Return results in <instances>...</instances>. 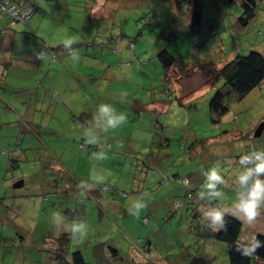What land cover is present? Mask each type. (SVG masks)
<instances>
[{
  "label": "rangeland",
  "instance_id": "rangeland-1",
  "mask_svg": "<svg viewBox=\"0 0 264 264\" xmlns=\"http://www.w3.org/2000/svg\"><path fill=\"white\" fill-rule=\"evenodd\" d=\"M110 1L115 2L113 10L87 19L83 7L98 0H36L35 15L20 29L23 32L19 35L25 39L30 35L51 38L52 43L72 39L73 44H82L75 50L78 55L87 47L89 55H81L75 64L79 69L92 67V72L103 68L108 74L103 104L113 106L114 115L120 117L119 99L130 97L141 114L133 119L125 112V123L108 131L110 134L98 135L101 143L111 142L114 148V138H120L114 134L120 128L131 135L130 139L123 137L125 147L107 150L104 159L101 147L79 148L81 141L90 140L87 134L40 130L37 124L48 126L55 115L53 108L58 113L63 109L60 103L45 101L42 111H35L40 118L32 124L36 131L22 133V154L14 168L1 151L15 142L19 131L7 124V119L2 121L0 264H71V254L78 249L87 252L92 264H187L201 252L213 256L216 264H230L225 243L200 237L199 225L205 221L201 207L196 203L176 206L184 202L186 192L179 176L189 177L191 187L202 191L203 172L218 163L226 183L221 186L223 197L210 201L211 205L239 214L232 207L239 158L253 149L264 150V128L256 135L264 125V82L242 99L232 93L227 98L229 110L223 116L212 113L209 102L223 84L215 70L236 56V50L241 54L252 49L264 53V0H257L258 14L246 28L237 24L242 13L240 0H204L201 29L195 36L188 6L186 14L179 15L173 0ZM38 42L37 38L32 40ZM19 45L17 52L25 57L8 68L0 65V78L6 76L8 96L15 91L17 100L25 98L27 102L28 95L35 96L36 91L43 94V87L35 81L36 73L30 70L35 63L26 54L36 46ZM164 48L183 55L194 69L180 75L175 70L168 73L158 57ZM163 99L169 104L166 113L144 109L148 102L149 107L157 103L162 108ZM0 110L5 111L1 99ZM238 145H244L243 149ZM116 152L120 159L111 154ZM146 160L147 164L141 163ZM49 178L57 179L59 183H53L62 187L54 188L52 183L44 190ZM105 184L115 185L128 197L115 194L117 203L100 206V212L98 203L87 194L109 193L102 190ZM70 188L76 195L70 194ZM138 200H144L147 207L136 217L129 208ZM78 204L89 205L88 210L83 206L79 212ZM70 210L88 225V236L83 240L71 238L61 260L57 254L62 232L57 233L51 224L52 213L60 212L67 223L73 220L67 215ZM257 232L264 233V208L252 224L244 222L242 240L252 239ZM140 239H145L144 245ZM93 246L102 251L99 261L87 251ZM110 246L118 252H112Z\"/></svg>",
  "mask_w": 264,
  "mask_h": 264
},
{
  "label": "trees",
  "instance_id": "trees-1",
  "mask_svg": "<svg viewBox=\"0 0 264 264\" xmlns=\"http://www.w3.org/2000/svg\"><path fill=\"white\" fill-rule=\"evenodd\" d=\"M227 1L233 2L234 0H227ZM173 2L176 6L177 13L179 15H185L186 14L185 9L188 6L187 15H188V18L190 17L192 34L193 36H195V34L199 32L201 29L200 21H201L202 6L204 3V0H173ZM240 2L242 6V13L237 18V24H239L241 28H246L250 24V22L253 19H255V17L258 14V9H259L258 2L257 0H240ZM5 5L7 7H15L17 13L4 10ZM35 11H36L35 5L29 0H0V17L9 18L13 23L27 24L28 21L35 14ZM20 14H29V16L25 20H23L19 17ZM2 43H3V38H1V35H0V50L2 48L1 47ZM64 44L65 42L64 43L49 42V38L47 37L42 39L41 45L39 46L37 50V54L40 57H44V56L47 57L48 64L44 70H41L39 72V77L36 75L35 81L38 82L39 88L43 87L41 89L46 92L45 95L47 96L48 99H46L45 101L47 102V104L49 103L48 100L51 102L55 101L57 103H60L65 108V106H67V104H65V102L67 101L65 92H63L62 90H61V93L59 92V88L57 87L59 85L56 83V81L54 80L53 83L47 82L46 85H49V86L45 85V80L48 81L47 78L52 76L51 65L57 64L58 66H65V69L68 70V73L72 72V69L68 65V61L70 60L69 54L73 52L75 53L76 48H78L79 46L81 47L82 44H72L69 49H66L64 47ZM131 46L132 47L135 46L134 41H132ZM236 53H237L236 56H234L232 59L228 60L227 62L225 61L224 64H221L222 66H219V68L215 70L217 71L218 76H220L223 79V84L222 86L217 88L214 94L211 96L209 107H210L211 112L216 114L218 117L223 116L228 112L229 107L227 103V98L232 93H235L239 99H242L264 82V53L259 50H255V49L250 50L247 54H241L240 52H236ZM21 57H24L23 54L21 52L16 51L12 60L14 61ZM158 57L160 61L162 62L163 66L168 71V73L175 70V73L176 74L179 73L178 75H180L184 73L185 71H190L194 69V66H192L190 61H187L183 55L181 54L176 55L173 52L169 51L168 48H164L158 54ZM12 60H8L0 56V65L8 68L10 65H12ZM91 68L92 67H89V66L87 67V69L85 68L86 72L83 75V76H86L87 79L84 77L87 80L85 82L88 83L85 86H88V85L89 86L91 85V86L89 88H84L85 86L83 87V85H81V86L74 87L73 90H78L77 93L79 95L80 94L85 95L84 97L88 99L86 100L85 103H87L89 106L97 105V104L101 105L103 104L102 102L104 101V100L101 101L103 97L102 96L100 97L98 95L99 92L95 90L92 83L90 82V79L92 75L94 74V72L98 78L101 77L103 68H98L97 72L96 71L92 72L90 70ZM79 77L80 76L78 77L76 76L77 79ZM84 78L80 77L79 80L81 79L84 80ZM5 79H6L5 75L3 76V78H0V99L4 103V108L7 113L5 111L1 113V110H0V133L3 127L2 121L7 119L6 123L13 124V128H16L19 131V134L16 137L15 142L13 144H10L6 148H2L1 152L3 155L8 156L9 162H10V168H14L15 166H17L19 159H20V155L22 154L21 140H23V134H27L28 132L33 133V131H36V130L32 128V124H33L32 121L30 120L28 121V119H26L25 117L18 115V113L14 110V107L9 97L11 96V94L9 96L7 95V91L9 89H5V87L8 86L4 82ZM67 84L69 85L68 82ZM68 85L67 86L63 85L64 87L63 90L65 89L67 91L70 90V87H69L70 85L69 86ZM11 87L13 86H10V88ZM1 89H3L5 93H3ZM90 89H91V93L88 92ZM125 98L130 99V97H125ZM144 104H149V102L144 103ZM69 107L68 106L66 107L68 111H69ZM38 110L42 111V108H39ZM88 110L89 109H86L85 111H82L78 113L77 115H74V114L71 115L69 118L70 119L69 121H71V123L81 122V121L91 123V121L95 119ZM3 114L7 115L8 117L3 118ZM65 124H66L65 121L61 122L62 127ZM37 125L39 129L42 131H48V132L52 131L53 133L63 132L67 134L69 133L76 134L75 132L77 131L76 130L74 132L72 130V127H68L69 124L65 126L66 131L57 130L56 127L46 126L45 124L38 123ZM86 130H87V133L85 134H87V136L90 137L89 138L90 140L88 142L83 140L79 143V148L81 150H85V149L95 150L101 147L102 150H104L102 157H106L105 152H107V150L115 149V151H117V148L121 149L125 147L126 145V142L123 139V136L121 135H120L121 136L120 138L118 137L116 141V147L114 148V145L111 142H107L105 144L101 143L97 139L98 135L93 130H90L89 128H86ZM81 134L77 133L76 135L79 136ZM130 136L131 135H126V137L128 138ZM90 141H95V143H90ZM185 141L186 140H184V144H185ZM116 153L118 154L119 152H116ZM116 153H111V154H115V156H117ZM145 162L146 164L148 163L147 160L141 161V163H145ZM48 168H50V166H48ZM179 181L181 185L186 189V192L184 195L185 197L184 202H177L176 206L180 207L183 204L196 203L198 207H201L200 209L202 210V213L208 211L209 209H207L204 206H209L211 202L207 198L198 199L200 188H192L191 181L189 177L187 176L182 177V178H180L179 176ZM53 182L59 183L57 179L54 180V179L49 178L48 180H46V182L44 183L45 184L44 190L47 189L48 186L50 187V185H52ZM53 186L54 188L62 187L60 185L57 186V184H54ZM70 190L72 191L71 188ZM102 190L109 191V193H106V194L99 193L98 195L88 193L87 196H91L89 197V199L92 198L95 203H101L104 198L113 199L112 197H116L115 194H119L120 196H123V197H128V193L121 191V190L119 191V189H117L115 185L105 184L103 185ZM71 193L72 192H70V194ZM1 201L2 199L0 198V203ZM83 206L84 208L86 207L83 204L82 205L78 204L76 205V209L80 212V208H82ZM100 212H102L101 208H100ZM224 213H225L224 219L226 221V228L221 229L220 231H213L212 229L208 228L207 219L204 218L202 215V218H204L205 221L203 222V224L199 225L200 237L202 239L217 240V241H221L225 243V245L227 246L228 259H229L230 264H264V233L257 232V234L253 236L256 241H259L260 247L256 248L255 251H251L253 238L251 239L250 237L248 241L242 240L244 238L243 237L244 222L241 219L237 218L238 215L236 214V212H233L232 210H227ZM100 214H103V213H100ZM67 215H68V218H72L73 220H79L81 218V216H78L73 211L71 212V210L67 212ZM146 221H147V218H144L143 222H146ZM70 239H71V236L68 232L62 231V233L59 235L58 249L60 253L58 252L57 254L58 259L60 258L61 260H63L62 256L65 253V249L68 248ZM144 243H145V239H140V244L144 245ZM97 247L99 246H95V247L93 246L91 247V249L87 251L91 254V257H94L95 259L97 258V260L99 261V259H101L102 251L97 249ZM151 247L152 246L149 247V250ZM110 250L114 253L118 252V250H116V248L112 246H110ZM71 257H72L71 264H92L94 263V262H91V260L89 261L87 259V252H85V250L83 251L82 249L74 250L71 254ZM187 264H216V263L214 262L213 256L207 255L201 252V253H198L192 256L189 259V262Z\"/></svg>",
  "mask_w": 264,
  "mask_h": 264
},
{
  "label": "crops",
  "instance_id": "crops-1",
  "mask_svg": "<svg viewBox=\"0 0 264 264\" xmlns=\"http://www.w3.org/2000/svg\"><path fill=\"white\" fill-rule=\"evenodd\" d=\"M29 1L35 5L36 11H37L38 6L35 3L36 0H29ZM113 5H115V2H113V1L108 2V0H98L97 3H94L92 5L88 4L83 8L86 9L85 13H87L86 15H88L87 19H92L93 17H97L100 15L105 16L106 13L110 9L113 8ZM36 11H35V13H36ZM0 21H1L0 22V27H1L0 35H1V38H3V43L1 46L2 48L0 50V56L4 57L5 59L12 60L15 52L17 51L16 47L20 46L19 44L25 45V44L30 43V45L36 46L37 48L34 47V51H27L26 49L25 50H26V54L28 55V57H30V61L31 62L33 61L35 63L31 66L30 70H33L36 73V75L39 77V72L41 70H44L48 64L47 63V60H48L47 57H45V56L40 57L37 54V49L41 45L42 39H44L45 37L41 36V35H30V37L25 39L24 35H19V33L23 32V31H20L21 27H23V25H24L23 23H13L9 18H6V17H2ZM83 21L85 22L86 19H84ZM27 24H29V21ZM35 33L37 34V31H35ZM35 38L38 39V41H39L38 43H32V40ZM51 40L52 39L49 38V42H51ZM54 43H57V42H54ZM60 43H63V40L60 41ZM21 47H23V46H21ZM82 49L83 50H81V52L79 54V60H80L81 55H83V56L89 55V51L87 50V47H83ZM236 51H235V53H236ZM24 57H25V55H24ZM14 62L16 63L15 60L14 61L12 60V64ZM18 64H20V63L18 62ZM68 65L72 69L73 73L72 72L68 73V70L65 69V66H58L57 64L51 65L52 76L47 78L48 82L53 83L54 80L56 81V83L59 85V86H57L59 88V92L61 93V90L63 92H65V96L67 99V101H66L67 103L65 102V104H67V106L68 107L70 106V107H69V111H68L66 109L67 106H65V108H64V106H62V108H63L62 113H56L57 111L55 110V108H53L55 115H54V117H52V116L50 117V121H49L48 126L56 127L57 130H65V126L67 124H69L68 127H72V130L74 132L77 130L75 132L76 134L77 133L85 134V133H87L86 128H89L90 130H93L97 135H101L102 133L106 132V131H104V126L106 125V118L103 117L102 114L98 111V106L100 104L92 105L93 108H91V110H88L95 119V120H92L91 123L90 122L88 123L85 121L72 122L71 123V121H69L70 120L69 118L71 115H73V114L77 115L78 113L85 111L86 109H90V108L88 107L87 104H84L86 102V100H88L86 97H84L85 95L80 94L81 95L80 96L77 93L78 90H73L74 87L81 86V85H83V87H84L85 85L88 84L87 82H85V81H87L86 76H83L86 72L85 69H79L75 64V60H73L71 58V56H70V60L68 61ZM76 76L77 77L80 76L83 78L85 77L86 79L84 78V80L83 79L79 80L80 77L77 79ZM108 80H109V78H108V74L106 72H102V75L99 78L97 77L96 74H93L91 79H90V82L92 83L95 90L99 92L98 95L100 97L101 96L103 97V99L101 98L102 99L101 101H103L105 99V96L103 94L105 93L104 90L107 87L106 85H108L107 84ZM67 82L69 83L70 86L67 84ZM63 85H66V86L68 85L70 87V90H68V91L66 89L63 90V88H64ZM90 86L88 85L85 87L89 88ZM6 87H9V85ZM30 89H32V88H27L25 90H28V92H32V91H30ZM41 91H43V94H40V91H36L34 93L35 96L28 95V97H27L28 101L27 102H25V100H24L25 98L24 99L20 98L17 100V95H15V91H13V93L9 97H10L11 103L14 107V110L18 113V115L25 117L26 119H28V121L29 120L32 121V123L35 120H40V118L38 116H36L35 111L38 110L39 108L43 109L45 107V100H46L45 94H46V92L44 90H41ZM76 100H78L79 102L78 101L76 102ZM118 104H120V107H119L121 109L120 113L124 114L125 116H127V114H125V112H126L130 115V117L135 119V116H137L136 114H138V113H139L138 115L141 114V112H139V111H138V113L136 112V109L134 108V104L130 101L129 98L128 99H126V98L122 99L121 98V100L119 99ZM149 104H151V102H149ZM149 104H146L144 109H148L149 111H158V112H162V113H166L168 111V105L169 104L164 99L161 101V104L164 105L162 108L158 107L157 103H153L152 106H150V107H149ZM74 105L76 107H74ZM57 106H60V104H58ZM57 106H55V107H57ZM26 107H29L30 109H27ZM146 107H148V108H146ZM124 108H127V110H124ZM53 120H54V122H53ZM55 120L57 121L56 123H55ZM62 121H65V123H66L63 127L61 125ZM40 124H43V123L41 122ZM45 125L47 126V124H45ZM87 125H88V127H87ZM120 129L121 130L115 132L114 135H121L123 137H126L127 133L123 132L124 128H120ZM110 132H108V133L110 134ZM117 139L118 138H114L115 141H117ZM117 150H121V149L117 148ZM98 155L101 156V153H98ZM120 158H121V156H120V154H118V156H116V159H120ZM104 159H106V157ZM72 194L76 195V192L72 191ZM89 197H91V196H89ZM112 198L113 199L104 198L102 200V202L100 201L101 203H98V205H99L98 208L100 206L103 208L107 204L117 203V198L116 197H112ZM88 206L89 205H86L87 210H88ZM100 208H99V210H100ZM90 209H91V207H90Z\"/></svg>",
  "mask_w": 264,
  "mask_h": 264
},
{
  "label": "clouds",
  "instance_id": "clouds-1",
  "mask_svg": "<svg viewBox=\"0 0 264 264\" xmlns=\"http://www.w3.org/2000/svg\"><path fill=\"white\" fill-rule=\"evenodd\" d=\"M72 39H68L64 47L69 49L73 44ZM73 60H78V53L69 54ZM98 111L106 118L104 131L115 130L126 122V116L121 114L120 117L114 115L115 109L109 104H101L98 106ZM95 143V141H90ZM244 145H238V148L243 149ZM239 169L235 173V197L232 203L238 211L237 218L242 221L252 224L258 216L261 215V209L264 208V150H250L239 158ZM205 177L204 190L199 192L198 199L207 198L209 201H215L223 197L221 186L225 185V177L222 174V169L217 163L210 169L203 172ZM147 207L144 200H138L129 208L130 214L139 217L140 212ZM203 217L207 219V227L213 231H220L226 228L224 219L225 213L215 205L209 206V210L204 212ZM51 224H55L57 233L68 232L72 239L83 240L88 236V225L83 220H72L65 223L66 218L60 212L52 213ZM260 247L259 241L253 237L251 251H255ZM247 254V253H245Z\"/></svg>",
  "mask_w": 264,
  "mask_h": 264
},
{
  "label": "built area",
  "instance_id": "built-area-1",
  "mask_svg": "<svg viewBox=\"0 0 264 264\" xmlns=\"http://www.w3.org/2000/svg\"><path fill=\"white\" fill-rule=\"evenodd\" d=\"M4 10L11 11V12H16L15 7H7L6 5H5V7H4ZM19 11H20V10H19ZM16 13H17V12H16ZM28 16H29V14H20V15H19V17H20L21 19H23V20H25ZM17 18H18V17H17Z\"/></svg>",
  "mask_w": 264,
  "mask_h": 264
},
{
  "label": "water",
  "instance_id": "water-1",
  "mask_svg": "<svg viewBox=\"0 0 264 264\" xmlns=\"http://www.w3.org/2000/svg\"><path fill=\"white\" fill-rule=\"evenodd\" d=\"M264 128V125L262 124L261 127L257 129L256 135H260L262 133V129Z\"/></svg>",
  "mask_w": 264,
  "mask_h": 264
}]
</instances>
